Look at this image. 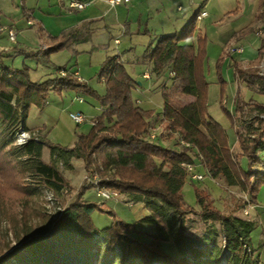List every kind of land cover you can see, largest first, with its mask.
Returning a JSON list of instances; mask_svg holds the SVG:
<instances>
[{
    "label": "trees",
    "instance_id": "1",
    "mask_svg": "<svg viewBox=\"0 0 264 264\" xmlns=\"http://www.w3.org/2000/svg\"><path fill=\"white\" fill-rule=\"evenodd\" d=\"M19 9L29 18L26 0H19ZM200 9L178 34L156 38L147 44L140 57L141 64L151 65L154 75L166 77L160 86L159 114L137 105L133 98L136 81L117 54L106 56L100 65L97 73L98 82L103 84L100 94L75 81L65 68L57 69L66 72L64 77L32 82L28 66L7 65L0 52V183L6 178L4 183L17 195L21 206H26L42 191L58 195L72 190L59 169V166L70 169L71 160L82 162L87 178L98 179L96 184L82 185L44 232L26 236L9 248L0 256V264H220L221 260L223 264H255L258 259L251 247L250 234L256 223L236 217L234 212L223 214L206 192L195 187L198 211L183 199L187 177L183 165L195 166V161L210 179L220 178L226 186L236 187L247 195L246 205L258 204L257 196L264 186V158L259 156L264 155V103L253 98L244 101L236 94L235 111L246 116L238 124L221 105L233 128L237 150L231 149L221 124L208 116V83L203 72L207 41L206 37L195 36ZM257 22H263L264 33V0H258L252 23ZM93 23L65 30L57 37L47 35L41 25H36L38 37L47 40L46 46L25 56L40 64H47L52 54L64 50L74 56L77 53L74 46L90 40ZM253 25L238 34L249 35ZM263 52L264 41L257 57L246 67L234 65L236 83L244 84L259 96H264V75L258 68ZM222 58L221 53L215 63L220 103L226 87L221 73ZM69 90L84 94L99 106L100 114L89 131L76 133L73 147L47 143L40 136L37 141L31 139L24 145H16L15 136L20 128L33 132L25 126L30 107L41 109L50 93ZM153 118L159 120L168 139H178V150L148 139ZM44 146L49 149L48 162L42 159ZM242 160L245 167L240 164ZM91 188L114 191L132 203L142 202L148 215L141 221L154 226L152 241L131 237V227L117 221L111 210L85 201L83 195ZM93 212L107 214L113 223L105 229L96 228L91 219ZM189 216L218 222L222 243H217L216 232L210 229L197 239L186 235L184 222ZM161 242H171L179 257L166 254L159 247Z\"/></svg>",
    "mask_w": 264,
    "mask_h": 264
},
{
    "label": "rangeland",
    "instance_id": "2",
    "mask_svg": "<svg viewBox=\"0 0 264 264\" xmlns=\"http://www.w3.org/2000/svg\"><path fill=\"white\" fill-rule=\"evenodd\" d=\"M16 1L19 3V0H15V2ZM36 1L38 0H30L29 5L34 4ZM201 1L202 0H161V7L166 6L164 9L166 14L170 17L171 23L168 25L166 33L169 35L178 34L181 24L185 20L192 18L193 14L198 10ZM243 2L245 3L243 4L241 1L239 6L244 10L241 13L240 19H236V12L232 11L237 6L236 0H208V5L205 7V10L208 13L207 17L196 23L199 31H201L196 33L197 36H205L207 41L206 60L203 66L204 78L208 83L207 113L211 119L219 120L220 124L223 121L226 122V126L223 128L227 132L229 145L232 150H237L236 137L233 128L230 127L228 120L225 118L223 111L221 110V105L232 114L235 118V122L238 124L240 120L246 119V116L239 115L235 111L236 94H240L244 101L253 98L260 103H264V96L253 94L244 84H237L235 80V63L242 67H246L250 62L248 63V58L243 57H251L249 55H253L255 52L257 57L258 50L264 41V33L261 31L263 22H257L254 25L252 23L255 19V11H257V1L243 0ZM178 7L181 8V11H178ZM222 18L223 20L221 21ZM161 21L164 22V20ZM156 23L159 27H163V25L158 23L156 19L151 22V26H155ZM248 24L254 26L253 32L249 35L238 34L237 30ZM149 27L150 24L146 28L148 29ZM248 48H250V51ZM238 49L242 51L236 52ZM136 50L137 53H141L140 47H137ZM221 51L223 55L221 66L222 78L226 83L225 85H227V83H229V85L227 88L225 87V95L220 103L221 88L217 83L215 63L221 54ZM74 63L75 61L73 60L69 66H73ZM22 65L23 64L15 65V67L20 68ZM260 65L261 71L264 75V52L262 60L259 63V66ZM42 66H47L50 70L55 68L50 62L43 64ZM130 73L132 76L137 75V71L133 72L130 70ZM48 74L49 75H47L46 78H49V76L50 78H53L51 71H49ZM56 74H58V72H56ZM145 74L153 76L149 85L151 92V102L149 106L159 109V105H162L159 93L160 86L166 77L165 75H154L152 69L146 71ZM93 79H95L94 87L96 90L102 92L103 84L101 83L102 85H98L96 83L97 74L94 75ZM41 80L43 81L45 78ZM167 85H169V83ZM70 95L73 96L74 94L72 93ZM71 96L68 97L69 100H71ZM75 97L76 95H74L73 101ZM69 100L64 98L62 103L54 93H50L45 105L41 109L34 106L30 107L26 120L27 126L36 127L40 130V135L37 130L33 131H36L37 134L47 143L63 147H73L76 141V133H84L88 130L89 126L93 125L96 118L91 116H95L96 112H98V108L95 106L93 112L89 111L87 113L86 103L88 102L80 104L75 101V104H71ZM136 103L137 105L139 104L137 101ZM80 111L86 116L87 120L82 125H76L69 118V113ZM151 129L154 130L149 131L150 136L154 135L153 139L148 135V139L151 142L165 148L178 150V139H168L167 132L160 126L159 120H154L152 122ZM180 144L184 145L183 142ZM259 156L264 158V155L262 154H259ZM49 158V149L47 146H44L42 150V159L44 162H48ZM240 164L242 167H245V160L240 161ZM70 165V169H63L62 166H59V169L62 171L65 179H67L72 190L69 193L63 191L58 195L52 193V201H49L51 198V195L48 194L49 192L42 191V193H38L36 196L32 197L26 206H21L17 199V195L9 189L7 182L4 183L6 178L2 180L0 183V256L6 254L9 248L16 246V244L26 236L44 232L53 221L58 218L57 208L63 210L74 199L77 191L82 185H92L94 180L87 178V173L80 160H73L70 162ZM194 170L203 178L200 181H193L189 176L186 177V184L182 189V194L187 205L198 211L193 191V188L195 187L206 192L213 201L214 207L223 214L229 215L234 212V216L236 217L253 221L256 224L259 222L261 215L259 209L255 208L253 205H246L248 196L240 191V189L226 186L224 181L220 178L210 179L206 176L205 171H203L198 165L197 161H195ZM96 192L95 188L88 189L84 193L83 199L101 205L105 210H111L117 221L131 227L129 231L131 237L142 242L152 241L155 233L154 226L141 221V219L148 215V211L142 202L132 203L130 199L118 194L112 200H103ZM260 197L262 200L263 195ZM262 206H264L263 202ZM91 219L94 226L100 230L110 227L113 223V219L105 213L93 212ZM262 227L264 229V217ZM184 228V233L195 239L199 238L204 232L210 229L211 231L216 232L218 237L217 243H222L218 222L210 219H201L196 216H189L184 222ZM261 233L260 228L259 235ZM254 245L256 248H259L257 243L254 242ZM159 247L169 256L175 258L179 257L177 249L171 242H161L159 243ZM260 254L261 257L264 258V249L260 251ZM256 256H258V253H256Z\"/></svg>",
    "mask_w": 264,
    "mask_h": 264
},
{
    "label": "crops",
    "instance_id": "3",
    "mask_svg": "<svg viewBox=\"0 0 264 264\" xmlns=\"http://www.w3.org/2000/svg\"><path fill=\"white\" fill-rule=\"evenodd\" d=\"M69 1L71 0H38L34 4L29 5L30 0H26V8L30 11L28 18L21 14L17 1L0 0V52H2L5 57L4 62L13 67L20 64L27 65L29 67V77L32 82H42L41 79L44 78L45 80L49 79L50 76L46 78L47 75H49V71H51L52 76L55 77L57 76V69L64 67L68 73L75 74V76L80 78L82 80V82H80L81 84H86L96 90L94 87L95 79H93V77L97 74L99 66L106 56L117 54L125 64L130 76L136 81L133 98L139 103L138 106L144 110H153L155 114H159L161 112V104L159 105V109L149 106L151 102L149 85L153 76H149L145 73L151 70L152 67L151 65L141 64L140 57L147 44L153 42L158 37L169 35L166 31L168 25L171 23L170 17L166 14L164 9L166 6L161 7V0H129L128 4L121 3L115 6H110L106 0H77L80 2L91 1L92 3L81 11H71L68 9ZM241 1L243 4L245 3L243 0H236L237 6L232 10L236 12V19H240L241 13L244 10L239 6ZM256 1L258 5V0ZM207 5L208 0H202L198 8L201 7V11H206L205 7H207ZM155 19L158 23H161L163 27H159L157 23L152 27L151 22ZM190 19L185 20L181 24L179 32ZM161 20H164V22ZM222 20L223 18L221 21ZM27 21H30L31 25H27ZM88 22H94L90 26V29L93 30L90 40L74 46V50L77 52L74 56L66 50L52 54L49 57V62L54 65L55 68L53 70L25 56L30 52L33 53L42 50L46 46L47 40L38 37L36 25H41L47 35L57 37L65 30ZM149 24L150 27L147 29L146 27ZM241 29L237 30V32ZM8 30L15 31L16 36L14 42L9 41L7 36ZM199 32L201 31H199L196 25L195 36L196 33ZM115 41H117L118 44H116ZM137 47H140L141 53H137ZM248 49L250 51V48ZM249 56L251 57H243L249 59L248 63L256 58V52ZM73 60L75 63L73 66H69ZM130 70L133 72L137 71V75L132 76ZM96 83L102 85L98 80H96ZM228 85L229 83H227L226 88ZM96 91L100 94L103 92ZM72 93L78 98L85 99L84 103L88 102L86 103L87 113L89 111L93 112L95 106L98 108V112H96L95 116L91 117L96 118L100 114L98 104L82 93L69 90L54 95L63 103L64 98L69 100L68 97L71 96L70 94ZM74 95L71 96V100H69L71 104H75V101H73ZM154 120H156V118L150 121V131L152 130L151 127ZM215 121L219 123V120ZM25 126L29 130H38L36 127H28L27 124H25ZM90 128L91 126H89L88 130L83 134H86ZM262 195L263 197L261 200L260 196ZM262 202L264 203V186L260 188L257 196L258 204L255 206V208L259 209V213L261 214L259 222L250 234L251 247L255 251L254 256L263 263L264 258H262L260 254V251L264 249V229L262 227L264 206H262ZM259 227L262 232L260 235ZM254 242L257 243L259 248H256ZM256 253H258V256H256Z\"/></svg>",
    "mask_w": 264,
    "mask_h": 264
},
{
    "label": "built area",
    "instance_id": "4",
    "mask_svg": "<svg viewBox=\"0 0 264 264\" xmlns=\"http://www.w3.org/2000/svg\"><path fill=\"white\" fill-rule=\"evenodd\" d=\"M106 2L110 5V6H115V5H118V4H121V3H124V4H128L129 3V0H106ZM91 1H86V2H80V1H77V0H71L69 1L68 3V9L71 10V11H81L85 8H87L88 6L91 5ZM181 8H178V11H180ZM207 16V12L206 11H200L199 14L197 15V21H200L202 20L203 18H205ZM27 25H31V22L30 21H27ZM7 36H8V39L10 42H14L15 41V36H16V33L14 30H8L7 31ZM116 44H118L117 41H115ZM242 50L238 49L236 52H241ZM259 68V73L261 75H263V72L261 71V65L258 66ZM59 77H64L66 75V72L64 71H58V74H57ZM77 76H75V74H73V79L76 80L78 83L82 82V80L80 78H76ZM74 101L78 102V103H84V99L83 98H78V97H75L74 98ZM69 118L71 119V121L76 124V125H82L86 122L87 118L86 116L81 113V112H74V113H69ZM96 121L94 120L93 124L95 123ZM222 127H225L226 126V122H222L221 123ZM150 138H154V135H151L149 136ZM35 140L37 141L39 139V135L37 134L36 131H33V132H28V131H25L23 130L22 128L19 129V131L17 132L16 136H15V144L16 145H24L25 143H27L29 140ZM183 167L185 168V172L187 174V177L189 176L191 178V180L193 181H200L202 180V176L197 174L194 170V166H189V165H183ZM91 180H94L92 182V184H96L98 179L96 176H93L91 178ZM96 189V193L99 197H101L103 200H112L114 197L117 196V193L114 192V191H111V190H106V189H99V188H95ZM49 195H51L52 193H48ZM53 195H51V198L49 201H52L53 200ZM57 211H58V215L59 216L62 212L61 209L57 208ZM194 249L198 248L197 246H193ZM247 248V247H246ZM208 249H211V246H208ZM248 252L250 253V250H248ZM224 261L221 260L220 264H223ZM255 264H261V262L259 260H256L255 261Z\"/></svg>",
    "mask_w": 264,
    "mask_h": 264
}]
</instances>
